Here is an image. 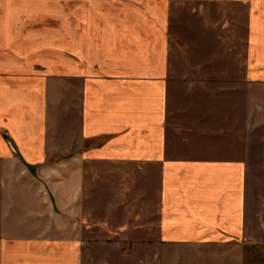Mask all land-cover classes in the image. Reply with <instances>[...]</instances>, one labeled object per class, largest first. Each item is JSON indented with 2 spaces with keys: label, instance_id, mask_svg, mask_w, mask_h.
<instances>
[{
  "label": "crops",
  "instance_id": "obj_1",
  "mask_svg": "<svg viewBox=\"0 0 264 264\" xmlns=\"http://www.w3.org/2000/svg\"><path fill=\"white\" fill-rule=\"evenodd\" d=\"M0 264H264V0H0Z\"/></svg>",
  "mask_w": 264,
  "mask_h": 264
}]
</instances>
